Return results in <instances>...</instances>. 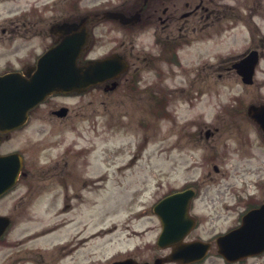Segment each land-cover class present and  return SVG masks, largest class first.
Returning a JSON list of instances; mask_svg holds the SVG:
<instances>
[{
    "label": "flooded vegetation",
    "instance_id": "af4514ba",
    "mask_svg": "<svg viewBox=\"0 0 264 264\" xmlns=\"http://www.w3.org/2000/svg\"><path fill=\"white\" fill-rule=\"evenodd\" d=\"M226 1L110 0L84 10L82 0H0V78L5 79L0 89L9 78L29 84L36 76L46 75L47 70L51 74V63L41 58L68 35L67 28L58 31L54 25L78 24L71 35H79L85 29L87 44L76 58L77 65L90 58L114 57L113 76L93 87L52 92L26 111L14 103L12 109L0 112V264H68L66 240L51 242L48 248L29 244L42 243L64 227L72 218L67 216L68 211L83 204L82 190L90 188L84 174L94 169L88 165L92 150L75 149L66 142L60 146L66 140L67 127L81 138L85 129L98 130L102 114L96 108L83 112L82 97L86 93L96 90L103 95V99L93 103L103 109L111 106L109 124H113L121 118L116 117L114 106L106 98L118 102L136 92L147 100L149 91H158L167 94L158 99L165 104L168 96L178 90L188 88V92H197L201 98L213 84L228 79L243 85V76L234 64L254 50L258 60L252 83L255 81L264 51V0H237L235 5ZM108 12L122 15L108 16ZM85 17L86 21H82ZM234 30L239 36L244 35V40L248 35V44L236 53L224 50L211 59L210 44L226 45L227 36ZM194 44L198 46L194 48ZM189 46L191 54L183 56ZM176 75L189 78L188 86L170 89L165 79ZM199 120L184 123L188 136L198 143L201 138L207 141L219 133L228 119L219 118V127L208 126L200 117ZM83 123L86 128H77ZM56 146L59 152L52 155L50 149ZM212 169L219 171L216 165ZM187 188L192 189L191 198L173 199L172 206L162 208L164 215L173 220L172 240L164 245L157 243L163 225L153 207L159 198L151 204V215L156 221L153 241L144 242L136 251L113 256L107 263L95 261L98 258L93 252L94 260L82 264H114L126 258L134 261L119 264H264V250L225 256L219 244L220 238L241 226L248 211L264 204V181L258 187L262 196H212L209 187H200L193 180L172 192ZM52 209L56 210L53 216L59 217V223L40 225L28 235L9 239L18 219L31 221L43 214L51 217ZM22 231L23 227L17 235ZM241 237L239 242L245 243ZM187 252L190 254L186 256ZM171 253H175L173 260H163Z\"/></svg>",
    "mask_w": 264,
    "mask_h": 264
},
{
    "label": "rangeland",
    "instance_id": "374dc122",
    "mask_svg": "<svg viewBox=\"0 0 264 264\" xmlns=\"http://www.w3.org/2000/svg\"><path fill=\"white\" fill-rule=\"evenodd\" d=\"M82 1L87 10L110 0ZM236 1L226 2L235 5ZM248 38L247 35L244 40L245 36H239L234 30L227 36L226 45L210 44L211 59L224 50L228 54L238 52L248 44ZM191 52L189 46L182 55L189 56ZM262 53L252 85L235 84L233 79H228L222 84H213L199 98L197 92L189 93L188 88L175 91L174 87H187L189 82V78L176 75L165 79V84L175 94L168 96L158 110V99L167 96L158 91L154 94L149 91L147 100L136 92L127 99L119 98L118 102L106 98L105 101L114 106L116 117L121 118L113 124H109L111 106L108 104L109 108L103 109L97 104L103 95L96 90L86 93L82 97L83 112H93L96 108L102 114L98 130L85 129L81 138L72 127H67L66 140L60 146L66 142L75 149L92 150L88 165L94 169L84 174L90 188L84 187L83 204L68 211L67 216L72 218L64 227L48 235L42 243L29 245L48 248L51 242L66 240L68 245L64 251L68 254V264L89 263L94 256L98 258L95 261L107 263L113 256L136 251L144 242L154 240L156 221L151 215V203L189 179L200 181V187H209L212 196H262L258 187L264 181V140L245 112L248 103L264 101V51ZM199 117L211 127H219L221 117L228 120L219 133L207 141L201 138L198 143L188 136L184 123H198ZM86 125L83 123L77 128H86ZM58 152L57 146L50 149L52 155ZM213 165L219 168L218 172L212 169ZM55 213L52 209L51 217L43 214L31 221L18 219L9 239L14 241L28 235L40 225L59 223V217L53 216ZM22 227L18 236L17 231Z\"/></svg>",
    "mask_w": 264,
    "mask_h": 264
},
{
    "label": "water",
    "instance_id": "95a60500",
    "mask_svg": "<svg viewBox=\"0 0 264 264\" xmlns=\"http://www.w3.org/2000/svg\"><path fill=\"white\" fill-rule=\"evenodd\" d=\"M72 26L67 27L68 31L71 30ZM76 40V41H74ZM85 44V36H80L77 39H73L69 35L66 38L57 44L55 47L48 51L45 56H43L42 60H46L47 63L52 62L51 69L55 70L54 73H47L46 76L41 75L37 76L36 82L32 83L31 86L36 88L31 89L28 93H24L22 95L26 96V107L32 106L36 102H38L41 98H43L46 94L55 91V90H70L74 88H86L90 85H93L104 78H108L110 75V59L103 60H90L85 63L83 66L75 65V56L78 55ZM56 54H67L68 58H64V65L66 66V72L60 74V68L56 67V61L53 59ZM47 57V58H45ZM254 56H248L243 62L240 64V68L244 70L243 72V80L245 82H249L251 78L252 68L255 63ZM39 82V83H38ZM23 108V109H24ZM247 114L250 118H252L259 126L263 136H264V103L262 104H250L247 108ZM190 193H175L170 194L164 198V201L159 203L156 206L157 212L159 215H162V212L159 211V207L161 205H168L169 201L174 198H188L190 197ZM249 228L256 232L248 237L251 239V243L247 244L242 250L238 248L237 240H234L231 243L226 242L227 238L237 239V233L239 229L234 230L227 234L222 238L224 240V244H222V252L224 255L229 252H233L237 249L243 253L249 252H258L264 248V205L251 210L244 216L243 226L240 228ZM257 232L259 234H257ZM163 238V233L160 236V239ZM221 245V242H220Z\"/></svg>",
    "mask_w": 264,
    "mask_h": 264
}]
</instances>
